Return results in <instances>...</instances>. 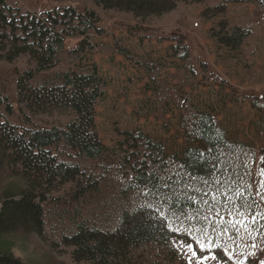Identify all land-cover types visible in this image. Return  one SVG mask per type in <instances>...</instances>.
<instances>
[{
  "label": "rangeland",
  "instance_id": "rangeland-1",
  "mask_svg": "<svg viewBox=\"0 0 264 264\" xmlns=\"http://www.w3.org/2000/svg\"><path fill=\"white\" fill-rule=\"evenodd\" d=\"M7 2L20 13L39 14L67 7L97 13V28L103 31L101 35H89L92 50L68 54L72 42L67 43L57 65L37 73L31 84L58 85L64 73H89L95 65L104 87L94 107V122L102 145L109 150L97 160L78 157L62 144L52 150L59 161L78 166L86 176L96 180L95 190L74 198V186L67 183L52 192L43 205L42 228L32 242L12 237L15 257L30 264H87L73 261V249L63 244L64 237L75 234L80 226L113 231L125 213L147 208L150 198L143 194L145 187H136L130 172L119 161L123 151L127 156L137 153L129 144L120 151L117 142L123 139L122 132L141 131L163 145L168 161L158 170L160 185L174 192L179 197L178 203L186 195H195L190 191L193 185L203 189L201 181L205 179L215 189L217 181L230 184L239 183L241 178L244 181L257 178L259 161L264 156V9L261 6L250 2L226 3L223 12L205 18L203 15L209 14L220 0L178 3L173 11L140 22L130 14L104 11L91 0ZM220 23L240 26L248 36L235 49L225 47L213 37ZM33 67L25 55L13 63L0 62V93L9 107L7 111L5 105L0 106V113L7 123L18 128L65 126L74 119L71 111L32 116L19 109L17 75ZM202 113L211 116L225 137L217 167L208 177L190 175L173 160L175 153L193 145L186 142V134L194 118ZM248 171L251 177L245 174ZM15 181L11 177L1 184L4 187ZM221 199L217 194V200ZM194 206L200 209L199 215L193 208L185 207L182 231L192 240L199 255L198 245L188 229L195 232L203 226L205 222L199 217L204 214V205L198 198ZM241 235L242 240L236 237L238 247L229 243L231 252L240 259L247 257L250 264H260L264 260V228L260 236ZM183 243L182 238L173 239L171 246L176 256L164 257L162 252V263L186 264L185 258L176 251ZM253 243L257 245L255 249L251 247ZM253 251L256 255L248 256ZM136 253L152 255L155 250L148 245ZM208 264H230V261L221 254L218 261Z\"/></svg>",
  "mask_w": 264,
  "mask_h": 264
},
{
  "label": "trees",
  "instance_id": "trees-1",
  "mask_svg": "<svg viewBox=\"0 0 264 264\" xmlns=\"http://www.w3.org/2000/svg\"><path fill=\"white\" fill-rule=\"evenodd\" d=\"M104 11L130 14L145 22L173 11L178 3L195 4L202 0H91ZM250 2L264 9V0H220V4L203 15L213 18L223 12L226 3ZM99 17L91 9L73 7L35 13L12 7L0 0V62L13 63L20 56L28 57L33 68L17 75L16 90L19 109L32 116L52 112L74 113V119L63 127L28 130L7 123L0 113V264H30L12 253L14 238L31 243L43 225V205L50 194L63 185L74 186V198L95 190L96 180L86 176L78 166L59 161L53 149L62 144L78 157L97 160L109 150L98 137L94 122V107L102 97L104 80L97 75L95 65L91 72L64 73L61 83L32 85L37 73L53 69L66 39L80 38L77 47L68 54L92 50L88 43L91 34L101 35L97 28ZM213 32V31H212ZM248 36L240 26L229 27L220 23L213 37L219 44L237 48ZM9 107L0 93V106ZM186 134L187 146L175 153L174 162L188 174L210 176L217 167L219 149L224 145V135L207 113L194 118ZM134 132V133H133ZM117 142L121 150L125 144L136 155H120L124 170L131 174L136 187H145L144 181L154 177L158 186V170L167 165L163 145L141 131L122 132ZM133 152V151H132ZM198 154V155H197ZM12 174V175H11ZM14 177V183L3 187L2 182ZM152 181L148 180L151 185ZM169 200L178 201L171 190ZM175 233L162 230L152 219L147 208L125 213L113 231L89 229L80 226L75 234L64 237L62 242L72 247L74 262L87 264H163L160 256L174 257L171 246ZM153 246L155 253H136L143 246Z\"/></svg>",
  "mask_w": 264,
  "mask_h": 264
},
{
  "label": "snow or ice",
  "instance_id": "snow-or-ice-1",
  "mask_svg": "<svg viewBox=\"0 0 264 264\" xmlns=\"http://www.w3.org/2000/svg\"><path fill=\"white\" fill-rule=\"evenodd\" d=\"M253 164L256 162L253 161ZM245 174L252 176L251 171ZM148 180L152 181L151 185L148 184ZM148 180L144 181L146 191L143 193L146 198H150L147 205L148 214L158 222L162 230L170 235L175 233L174 240L184 239L181 248L176 251L185 258L186 264H208L209 261H218L221 254L230 261V264H250L247 257L240 259L231 252L229 243L238 247L236 237L242 240V233L247 236H253V233L260 236L261 229L264 228V191L261 190L264 189V156L260 158L255 180L244 181L241 178L239 183L230 184L217 181V186L213 189L212 182L205 179L201 181L204 188L193 185L190 191L195 195H186L182 203L174 199L169 200L163 186H158L154 177H149ZM217 194L222 197L219 201ZM198 198L204 205V214L199 219L205 223L195 232L192 229H188V232L198 245L199 255L193 247L192 240L185 237L182 231L185 207L193 208L199 215L200 209L194 206ZM162 208L166 211H161ZM173 221H176L175 225ZM251 247L255 249L257 245L253 243ZM255 255V251L248 253V256ZM260 264H264V260H261Z\"/></svg>",
  "mask_w": 264,
  "mask_h": 264
},
{
  "label": "crops",
  "instance_id": "crops-1",
  "mask_svg": "<svg viewBox=\"0 0 264 264\" xmlns=\"http://www.w3.org/2000/svg\"><path fill=\"white\" fill-rule=\"evenodd\" d=\"M6 1V3L8 4V5H11V4H9L8 2H7V0H5ZM75 41V42H74ZM80 40L79 39H77V38H69V39H66L65 41H64V45H63V49H65V45L68 43V44H70V42H72V45H70V47H68V50L69 51H71V50H73V49H75L76 48V46H77V44H78V42H79ZM75 44V45H74ZM75 46V47H74ZM71 48H73V49H71Z\"/></svg>",
  "mask_w": 264,
  "mask_h": 264
}]
</instances>
